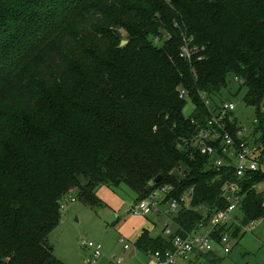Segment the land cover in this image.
Returning a JSON list of instances; mask_svg holds the SVG:
<instances>
[{
    "label": "trees",
    "instance_id": "1",
    "mask_svg": "<svg viewBox=\"0 0 264 264\" xmlns=\"http://www.w3.org/2000/svg\"><path fill=\"white\" fill-rule=\"evenodd\" d=\"M231 78L264 143V0H0V264H66L47 237L72 191L93 207L103 185L136 200L162 184L178 198L192 188L191 204L208 210L181 207L175 233L206 223L231 172L184 148L196 126L183 109L189 99L202 121L201 97L216 108ZM260 183L264 165L242 183V226L264 220ZM170 240L143 231L134 245L150 255Z\"/></svg>",
    "mask_w": 264,
    "mask_h": 264
},
{
    "label": "built area",
    "instance_id": "2",
    "mask_svg": "<svg viewBox=\"0 0 264 264\" xmlns=\"http://www.w3.org/2000/svg\"><path fill=\"white\" fill-rule=\"evenodd\" d=\"M180 50V57L182 59L190 60L192 49L187 42ZM180 98H187V93L184 90L180 91ZM203 104L207 107V116L198 119L196 107L189 115V120L195 124L196 129L191 137L184 140V148L189 150V153L198 152L200 155L207 156L208 165L218 172H231V177L225 178L219 187L218 195L221 201L225 203L223 208H219L218 212L211 215L205 223L199 222L197 228L189 231V233L176 234L170 229L169 223H164L163 233L171 237L170 248L159 249L149 255L146 264H180L190 260L192 255H205L212 251L215 244L226 245L231 247L229 238V231H220L224 226L231 227L237 225L235 223L236 214L241 200L245 195L243 189V182H249L253 173L264 165V143L258 138L249 140L248 133L245 128L239 126L233 119H230L234 103L221 101L217 107L214 108L210 98L203 95L201 97ZM261 112H264V100L261 102ZM255 120L254 122L256 123ZM234 123V126L229 125ZM254 187L258 191H264V184H257ZM193 189L191 188L184 194L178 197H171L172 186L169 184L158 185L152 189L145 197L136 201L130 207V213L134 215H146L155 212L161 216L174 215L181 207L185 209H193L196 211L208 210L207 207L197 204L192 205ZM68 196L65 195V197ZM64 197V198H65ZM69 198L73 200L72 196ZM167 206V213L161 210V207ZM64 203L61 202V208ZM234 215V216H233ZM206 217V214L204 215ZM239 222V221H238ZM251 221L250 223H254ZM201 232H197L200 231ZM218 233V240L214 236ZM121 241H123L121 239ZM81 245L90 248L92 251V259L90 263L102 254V245L98 243L81 241ZM124 248L129 249V244L125 243Z\"/></svg>",
    "mask_w": 264,
    "mask_h": 264
},
{
    "label": "rangeland",
    "instance_id": "3",
    "mask_svg": "<svg viewBox=\"0 0 264 264\" xmlns=\"http://www.w3.org/2000/svg\"><path fill=\"white\" fill-rule=\"evenodd\" d=\"M239 86L235 79L231 78L228 87L222 88L213 97V101L234 103L233 115L238 119V125L245 128L249 140H252L261 135L259 130L254 132L259 126V118L255 107L243 103L245 89H240ZM193 109L194 105L187 99L183 109L184 117L191 115ZM255 120L258 121L255 123ZM181 172L180 167L177 173ZM135 195L136 193L125 184L118 187L103 185L97 191L101 203L90 207L77 200L72 191L73 200L69 195L63 199L60 222L47 237V243L52 247L56 257L66 264H144L145 253L138 251L129 237L131 227L137 220L135 215L128 213V207L135 199ZM176 213L173 216L156 215L157 219H147L151 227L155 228L156 234L168 238L162 231L163 223L168 222L176 229L173 221ZM234 214H240L239 210ZM235 223L240 226V231L235 237L229 234L231 247L215 244L212 249L215 257H205L195 264H264V220L258 219L255 223L245 226L240 225L238 220H235ZM82 240L102 245V254L95 262L90 263L92 251L81 245ZM125 243L130 244V249L124 248Z\"/></svg>",
    "mask_w": 264,
    "mask_h": 264
},
{
    "label": "crops",
    "instance_id": "4",
    "mask_svg": "<svg viewBox=\"0 0 264 264\" xmlns=\"http://www.w3.org/2000/svg\"><path fill=\"white\" fill-rule=\"evenodd\" d=\"M230 119L234 120L237 124H238V119L233 115V112H232V115L230 116ZM257 128V127H256ZM254 130V129H253ZM252 130V131H253ZM250 130V132H252ZM253 134V133H252ZM260 137V136H258ZM256 137V138H258ZM137 199V196L135 195V199L131 202L130 206L128 207V213H130V207L138 200ZM161 210L162 211H165L167 213V206L164 205L161 207ZM134 215V214H133ZM147 215V216H146ZM146 215H135V222L134 224L132 225L131 227V232H130V239L132 241V243L134 244V242L141 236V234L143 233V231H146L148 236L151 237V238H157L159 236V234H156L155 233V228H152L151 225H150V222L147 218H154V219H157V216L160 217L161 215L155 213V212H151L150 214H146ZM157 215V216H156ZM164 216H173V215H170V213H167V215H164ZM256 221V220H255ZM126 222V221H125ZM255 223V222H254ZM164 224V223H163ZM170 226V225H169ZM170 229L172 230V232H176L177 230V226H176V229H173L171 226H170ZM164 230V228L162 229V231ZM197 232H201L200 231H197ZM161 236V235H160ZM162 237V236H161ZM121 240V239H120ZM135 247V245H134ZM136 248V247H135ZM129 249H130V244H129ZM137 249V248H136ZM128 250V249H127ZM138 251H140L139 249H137ZM146 255V262L144 264L147 263L148 259H149V255L148 254H145ZM205 257H215L213 256V252L210 251L208 252L207 254L205 255H199V254H194L192 255V257L190 258L189 261L187 262H182L180 264H195L199 261H202L203 258ZM119 262V261H118Z\"/></svg>",
    "mask_w": 264,
    "mask_h": 264
},
{
    "label": "water",
    "instance_id": "5",
    "mask_svg": "<svg viewBox=\"0 0 264 264\" xmlns=\"http://www.w3.org/2000/svg\"><path fill=\"white\" fill-rule=\"evenodd\" d=\"M125 43H126L125 40L121 41V45H124ZM161 178H162L161 175H157V177L153 181L158 184V182H160Z\"/></svg>",
    "mask_w": 264,
    "mask_h": 264
}]
</instances>
